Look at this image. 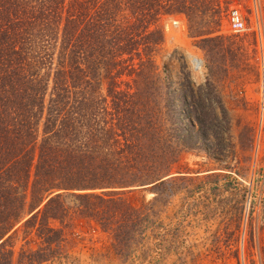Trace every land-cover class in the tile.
Listing matches in <instances>:
<instances>
[{"label":"trees","instance_id":"1","mask_svg":"<svg viewBox=\"0 0 264 264\" xmlns=\"http://www.w3.org/2000/svg\"><path fill=\"white\" fill-rule=\"evenodd\" d=\"M167 6L0 0V264H13L20 230L39 243L18 264L66 258L63 230L51 222L70 221L69 201L105 231L117 224V252L128 249L142 215L120 189L162 185L171 165L160 166L157 137L142 143L138 93L118 80L136 72L128 63L149 29L178 10Z\"/></svg>","mask_w":264,"mask_h":264},{"label":"rangeland","instance_id":"2","mask_svg":"<svg viewBox=\"0 0 264 264\" xmlns=\"http://www.w3.org/2000/svg\"><path fill=\"white\" fill-rule=\"evenodd\" d=\"M162 1L178 10L156 21L128 63L141 76L118 81L138 93L142 143L159 139L169 179L120 189L142 215L124 255L115 247L117 224L105 231L69 201L70 221L51 222L63 230L66 258L39 264H264V49L262 57L254 36L227 28L230 9L248 13V0ZM173 19L181 27L164 32ZM38 243L15 234L13 264Z\"/></svg>","mask_w":264,"mask_h":264},{"label":"built area","instance_id":"3","mask_svg":"<svg viewBox=\"0 0 264 264\" xmlns=\"http://www.w3.org/2000/svg\"><path fill=\"white\" fill-rule=\"evenodd\" d=\"M248 13H243L238 8H232L227 15V28L230 33L235 35H252L254 36L258 47L264 49V18L261 0H248ZM181 22L173 19L163 25L164 32H169L170 28H180ZM199 62V64H197ZM192 64L195 71H200L201 61L193 58Z\"/></svg>","mask_w":264,"mask_h":264},{"label":"bare ground","instance_id":"4","mask_svg":"<svg viewBox=\"0 0 264 264\" xmlns=\"http://www.w3.org/2000/svg\"><path fill=\"white\" fill-rule=\"evenodd\" d=\"M197 64H199V62Z\"/></svg>","mask_w":264,"mask_h":264}]
</instances>
